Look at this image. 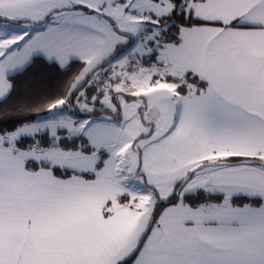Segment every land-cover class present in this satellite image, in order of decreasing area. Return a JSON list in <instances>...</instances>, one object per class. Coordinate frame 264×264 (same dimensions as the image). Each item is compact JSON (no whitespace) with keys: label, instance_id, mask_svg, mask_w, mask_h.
I'll return each instance as SVG.
<instances>
[{"label":"snow or ice","instance_id":"1","mask_svg":"<svg viewBox=\"0 0 264 264\" xmlns=\"http://www.w3.org/2000/svg\"><path fill=\"white\" fill-rule=\"evenodd\" d=\"M0 264H264V0H0Z\"/></svg>","mask_w":264,"mask_h":264},{"label":"trees","instance_id":"2","mask_svg":"<svg viewBox=\"0 0 264 264\" xmlns=\"http://www.w3.org/2000/svg\"><path fill=\"white\" fill-rule=\"evenodd\" d=\"M76 67H77L76 65H73V69L74 70L76 69ZM65 79H68V77H66Z\"/></svg>","mask_w":264,"mask_h":264}]
</instances>
